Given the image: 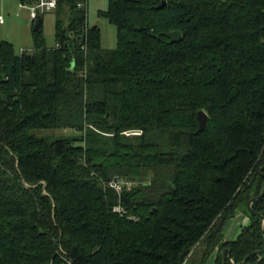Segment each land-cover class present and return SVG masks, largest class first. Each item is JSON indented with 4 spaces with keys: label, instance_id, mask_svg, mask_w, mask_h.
<instances>
[{
    "label": "trees",
    "instance_id": "1",
    "mask_svg": "<svg viewBox=\"0 0 264 264\" xmlns=\"http://www.w3.org/2000/svg\"><path fill=\"white\" fill-rule=\"evenodd\" d=\"M78 2L52 10L54 47L41 15L32 53L0 44V264H206L217 247V264L225 249L240 264L263 250L248 203L264 189V0H110L116 49ZM55 129L80 135L35 133ZM252 208L264 216V197ZM237 209L251 223L228 242Z\"/></svg>",
    "mask_w": 264,
    "mask_h": 264
},
{
    "label": "rangeland",
    "instance_id": "2",
    "mask_svg": "<svg viewBox=\"0 0 264 264\" xmlns=\"http://www.w3.org/2000/svg\"><path fill=\"white\" fill-rule=\"evenodd\" d=\"M109 2L110 0H88V24L100 27L101 43L104 48L116 49L117 28L100 15L102 11L107 10ZM29 8V4H22L20 0H0V44L3 41L10 42L18 55L23 52L30 54L34 51L33 19ZM41 16L43 19L42 32L47 45L54 47L56 45V14L51 11L41 14ZM35 133L40 136L52 135L51 137L54 138L80 135V132L74 129L41 130ZM126 134L135 135L139 132H127ZM192 256L193 254H191Z\"/></svg>",
    "mask_w": 264,
    "mask_h": 264
},
{
    "label": "water",
    "instance_id": "3",
    "mask_svg": "<svg viewBox=\"0 0 264 264\" xmlns=\"http://www.w3.org/2000/svg\"><path fill=\"white\" fill-rule=\"evenodd\" d=\"M165 4H166V2L161 4L158 8H163ZM42 25H43V21H42V19H39V21L36 24L34 30L35 31L40 30ZM166 37L170 39L171 43H179L183 39L182 33L180 31H175V32L168 33V34H166ZM198 120H199V123H200V127L198 129V132H202V131L205 130L206 125H207V121H208L207 113L204 112V111H199L198 112ZM263 197H264V189H263V191L261 192V194L258 197H255V198H253V199H251L249 201V203H248V211H249V213L251 215L256 216V217L259 216L262 219V222H263V234H264V216H261L259 213L254 211L253 208H252V204L257 202V201H259V200H261ZM263 254H264V249L261 250V251L255 252L252 255H249L240 264H246L252 258V256H262ZM222 255H223V264H227L228 261H232L233 264H235L233 259H232V255H231L229 249L223 250V254Z\"/></svg>",
    "mask_w": 264,
    "mask_h": 264
},
{
    "label": "crops",
    "instance_id": "4",
    "mask_svg": "<svg viewBox=\"0 0 264 264\" xmlns=\"http://www.w3.org/2000/svg\"><path fill=\"white\" fill-rule=\"evenodd\" d=\"M31 7L32 6H30L29 8L30 11H31ZM250 223H251V220L249 216L244 212V210L238 209L235 212L234 218L229 220L224 228V231H223L224 240L228 242L235 241L239 237L242 230L248 227ZM218 253H219V248L217 247L215 251L213 252V254L209 257L206 264H217ZM199 256H200V252L197 251V253L193 254V256L191 257V260L198 262ZM191 260H189V262H191Z\"/></svg>",
    "mask_w": 264,
    "mask_h": 264
},
{
    "label": "built area",
    "instance_id": "5",
    "mask_svg": "<svg viewBox=\"0 0 264 264\" xmlns=\"http://www.w3.org/2000/svg\"><path fill=\"white\" fill-rule=\"evenodd\" d=\"M78 7L85 8L88 0H78ZM58 0H39L38 3L31 7V18L36 20L41 14L51 12L56 9ZM110 185L115 188L118 192H121L124 187L131 188V183L121 179H115L110 182ZM115 212L122 213L121 206H116Z\"/></svg>",
    "mask_w": 264,
    "mask_h": 264
}]
</instances>
